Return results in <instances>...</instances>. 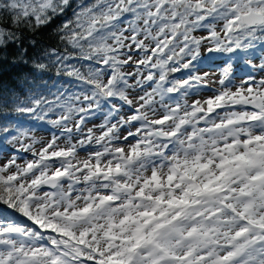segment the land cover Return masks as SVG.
I'll return each instance as SVG.
<instances>
[{
    "label": "snow or ice",
    "instance_id": "obj_1",
    "mask_svg": "<svg viewBox=\"0 0 264 264\" xmlns=\"http://www.w3.org/2000/svg\"><path fill=\"white\" fill-rule=\"evenodd\" d=\"M56 19L63 82L0 93V264H264V0H0V53Z\"/></svg>",
    "mask_w": 264,
    "mask_h": 264
},
{
    "label": "trees",
    "instance_id": "obj_2",
    "mask_svg": "<svg viewBox=\"0 0 264 264\" xmlns=\"http://www.w3.org/2000/svg\"><path fill=\"white\" fill-rule=\"evenodd\" d=\"M61 22V19H56L49 25L35 31L24 29L22 43L13 45L6 52L0 53V93L26 94L27 90L32 88L34 79L36 83L47 84L52 92L56 91L55 87H51L52 84L55 82L58 86L63 80L56 76L55 67L50 65L41 74L34 71V64L36 62L48 63L46 59H41V54L45 49L57 45L55 29ZM257 49H261L259 44L256 45L254 51ZM25 51L26 54H24ZM256 58H253V60ZM249 72L256 74L258 68L248 66L247 69L239 70L237 76H245ZM179 75L176 74L177 78ZM19 119L25 128H32L33 132L51 133L47 125L33 122L28 117H19ZM11 149V143L0 138V161L6 154L5 152H11Z\"/></svg>",
    "mask_w": 264,
    "mask_h": 264
},
{
    "label": "rangeland",
    "instance_id": "obj_3",
    "mask_svg": "<svg viewBox=\"0 0 264 264\" xmlns=\"http://www.w3.org/2000/svg\"><path fill=\"white\" fill-rule=\"evenodd\" d=\"M197 34H199V33H197ZM254 52H255V53H254V56L257 57V58L253 60V61H254V62H253V65H256V64L259 65V64L261 63V59H260V57H261V56H264V52H262L261 49H257V50H255ZM248 66H250V65H247L246 63L243 62V60H241L239 63H235V71H236V73H237L239 70L247 69ZM127 70H130V69H127ZM204 70H205V69H204ZM205 71H207V70H205ZM259 75H260V73H259V74H255V76H257V78H259ZM242 78H244V76H237V80L242 79ZM206 91H207V90H206ZM204 94L207 95V94H209V93H208V92H204ZM92 123H100V121H99V120H94V121H92ZM88 126L90 127L91 124H89ZM50 134H51V133H45V132H33V135H34L37 139H41V138H43V139H45V140L49 138ZM11 148H12V149H11V152H5L6 154H5L4 157L1 159L0 162H3L5 159L10 158V157L14 154V151H15V149L18 148V146H16V145H12V144H11ZM15 154H16L17 156H25V157H29V158H30V153H28V154H26V153H20V152L18 153V151H16ZM81 155H83V153H81Z\"/></svg>",
    "mask_w": 264,
    "mask_h": 264
},
{
    "label": "bare ground",
    "instance_id": "obj_4",
    "mask_svg": "<svg viewBox=\"0 0 264 264\" xmlns=\"http://www.w3.org/2000/svg\"><path fill=\"white\" fill-rule=\"evenodd\" d=\"M205 70H208L207 68H205Z\"/></svg>",
    "mask_w": 264,
    "mask_h": 264
},
{
    "label": "flooded vegetation",
    "instance_id": "obj_5",
    "mask_svg": "<svg viewBox=\"0 0 264 264\" xmlns=\"http://www.w3.org/2000/svg\"><path fill=\"white\" fill-rule=\"evenodd\" d=\"M255 53V52H254Z\"/></svg>",
    "mask_w": 264,
    "mask_h": 264
}]
</instances>
